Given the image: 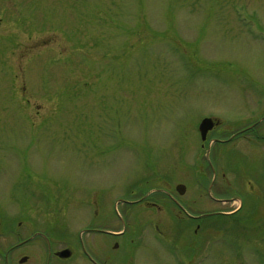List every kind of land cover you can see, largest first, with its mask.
I'll use <instances>...</instances> for the list:
<instances>
[{
    "label": "rangeland",
    "instance_id": "rangeland-1",
    "mask_svg": "<svg viewBox=\"0 0 264 264\" xmlns=\"http://www.w3.org/2000/svg\"><path fill=\"white\" fill-rule=\"evenodd\" d=\"M262 100L264 0H0V196L20 192L24 218L110 227L146 195L164 208L151 219L172 222L158 198L171 190L197 214L221 211L204 264H226L230 238L264 239L224 233L247 206L264 210V176L256 194L225 190V148L211 137ZM204 117L219 122L206 141Z\"/></svg>",
    "mask_w": 264,
    "mask_h": 264
},
{
    "label": "flooded vegetation",
    "instance_id": "flooded-vegetation-1",
    "mask_svg": "<svg viewBox=\"0 0 264 264\" xmlns=\"http://www.w3.org/2000/svg\"><path fill=\"white\" fill-rule=\"evenodd\" d=\"M256 106L257 110H252L256 114H249L239 124L229 123L228 128H224L223 138L211 137V142H222L225 148V169L229 175H225V190L230 188L237 192L240 186L237 192L240 195L244 190L245 194H256L264 176V100L257 102ZM248 161L254 163L255 169ZM245 181L250 186L249 190L242 185ZM1 193L8 194L4 198L0 196V264H152L153 243L155 248L167 253L168 264H204L206 258L212 256L210 250L213 247L206 242L211 241L217 230L210 218L221 212L211 210L197 214L199 211L195 205H184L173 191L168 190L158 198L172 202L169 208L172 209V222L152 220L147 210L163 212L164 208L142 195L140 199L131 201L142 205H136L140 210L137 209L128 221H119L110 227L81 225L76 230L72 229L77 227L74 222L41 223L24 218L22 194L18 191L15 195L9 194L8 190ZM30 196L32 202L37 201L38 195L34 190ZM244 207L241 203L224 212L234 216ZM262 208L258 204L247 206L248 215H235L226 221L224 233L230 238L232 233H237L235 228L242 227L245 233H253V229L255 233L264 234ZM225 244L230 254L224 259L226 264H252V261L264 264L262 259H258L264 254L262 236L242 237L234 247L231 238ZM206 245L207 252L201 256L199 251ZM243 246H247L245 250ZM238 248L240 251L233 257L232 251Z\"/></svg>",
    "mask_w": 264,
    "mask_h": 264
},
{
    "label": "water",
    "instance_id": "water-1",
    "mask_svg": "<svg viewBox=\"0 0 264 264\" xmlns=\"http://www.w3.org/2000/svg\"><path fill=\"white\" fill-rule=\"evenodd\" d=\"M218 123V120L212 117H205L201 120L199 124V131L203 140H206L208 132L211 131ZM177 191L180 194H184L186 186L184 184L177 185Z\"/></svg>",
    "mask_w": 264,
    "mask_h": 264
}]
</instances>
